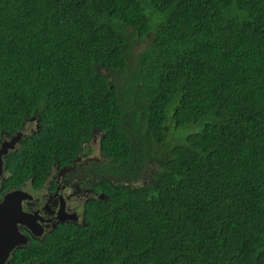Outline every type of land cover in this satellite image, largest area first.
Returning <instances> with one entry per match:
<instances>
[{
	"label": "trees",
	"instance_id": "16d2710c",
	"mask_svg": "<svg viewBox=\"0 0 264 264\" xmlns=\"http://www.w3.org/2000/svg\"><path fill=\"white\" fill-rule=\"evenodd\" d=\"M27 121L0 192L94 137L106 174L9 264H264V0H0V139Z\"/></svg>",
	"mask_w": 264,
	"mask_h": 264
},
{
	"label": "flooded vegetation",
	"instance_id": "af4514ba",
	"mask_svg": "<svg viewBox=\"0 0 264 264\" xmlns=\"http://www.w3.org/2000/svg\"><path fill=\"white\" fill-rule=\"evenodd\" d=\"M34 127L35 124L30 125L27 121L21 130L16 131V133L21 131L23 137L26 133L31 132ZM16 133L5 134L0 139V145L6 140H10ZM22 137L15 142L13 148H8L7 153L3 155V175L0 176V183L8 173L5 156L20 148L19 143ZM88 149L91 151V154L79 156L67 168H58L56 165H53L37 187H33L27 182L23 183L19 188L0 192V204L4 201L5 195L10 191L19 190L20 192H24L21 198L22 210L28 217L27 221L31 224V226H28L26 223H17L18 231L23 236L24 241L12 248L4 264H9L10 258L16 250L25 248L34 242L42 241L44 236L53 229H56L58 225L65 223L76 224L84 221L85 201L94 196L91 182L102 179L106 174L100 171L96 173L93 170L91 167L92 163L89 161L98 160L97 149L93 148L92 144ZM53 172L55 175L52 174ZM7 212L4 211L2 217L8 218ZM33 226L36 231H40L39 234L33 232Z\"/></svg>",
	"mask_w": 264,
	"mask_h": 264
},
{
	"label": "water",
	"instance_id": "95a60500",
	"mask_svg": "<svg viewBox=\"0 0 264 264\" xmlns=\"http://www.w3.org/2000/svg\"><path fill=\"white\" fill-rule=\"evenodd\" d=\"M22 137V132L16 133L10 140H6L0 145V176L3 168V155L7 153L8 148H13L15 142ZM22 193L19 190H13L5 195L4 201L0 204V264H4L12 248L24 241L23 236L18 231L17 223L29 224L28 217L22 210L21 198ZM4 206V207H3ZM4 211H8V218L2 217ZM33 232L39 234L33 226Z\"/></svg>",
	"mask_w": 264,
	"mask_h": 264
},
{
	"label": "rangeland",
	"instance_id": "374dc122",
	"mask_svg": "<svg viewBox=\"0 0 264 264\" xmlns=\"http://www.w3.org/2000/svg\"><path fill=\"white\" fill-rule=\"evenodd\" d=\"M30 123V122H29ZM34 123H30V125H33ZM97 144V142H96V140H93L92 141V146H95ZM53 175H55V173L53 172L52 173ZM17 191V190H16ZM20 193H22V194H24V192H20Z\"/></svg>",
	"mask_w": 264,
	"mask_h": 264
},
{
	"label": "bare ground",
	"instance_id": "6f19581e",
	"mask_svg": "<svg viewBox=\"0 0 264 264\" xmlns=\"http://www.w3.org/2000/svg\"><path fill=\"white\" fill-rule=\"evenodd\" d=\"M4 173V172H3ZM3 175V174H2Z\"/></svg>",
	"mask_w": 264,
	"mask_h": 264
}]
</instances>
